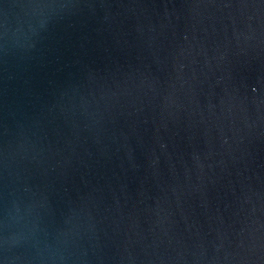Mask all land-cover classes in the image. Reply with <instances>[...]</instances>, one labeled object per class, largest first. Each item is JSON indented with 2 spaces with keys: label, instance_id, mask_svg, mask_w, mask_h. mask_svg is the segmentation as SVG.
Listing matches in <instances>:
<instances>
[{
  "label": "water",
  "instance_id": "1",
  "mask_svg": "<svg viewBox=\"0 0 264 264\" xmlns=\"http://www.w3.org/2000/svg\"><path fill=\"white\" fill-rule=\"evenodd\" d=\"M0 264H264V0H0Z\"/></svg>",
  "mask_w": 264,
  "mask_h": 264
}]
</instances>
